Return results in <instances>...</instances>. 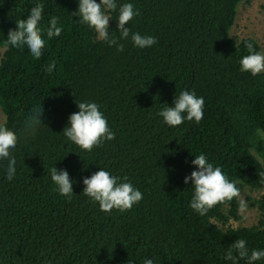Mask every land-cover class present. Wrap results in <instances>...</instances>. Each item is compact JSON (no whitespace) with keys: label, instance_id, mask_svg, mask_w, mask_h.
Instances as JSON below:
<instances>
[{"label":"trees","instance_id":"trees-1","mask_svg":"<svg viewBox=\"0 0 264 264\" xmlns=\"http://www.w3.org/2000/svg\"><path fill=\"white\" fill-rule=\"evenodd\" d=\"M242 1L117 0L139 10L126 25L131 32L157 40L144 49L124 40L118 52L71 15L79 0H0V124L18 136L13 180L6 179L7 160L0 161V264H232L224 255L239 238L250 251L264 250V141L255 135L264 130V73L240 70L245 44L262 47L250 36H229ZM36 4L44 5L42 29L52 16L63 29L52 40L44 33L40 59L27 46L5 48L9 30ZM107 14L110 34L119 37L118 10ZM53 60L56 71L46 73ZM182 90L203 97L204 116L170 127L158 113ZM83 101L97 103L115 133L91 152L63 133ZM37 108L42 122L34 138L25 137V120ZM201 153L240 192L263 190L249 201L256 223H215L240 218L238 198L205 216L191 209L194 189L184 178ZM53 166L68 171L71 199L54 191ZM101 168L143 199L129 211H101L83 193V179Z\"/></svg>","mask_w":264,"mask_h":264},{"label":"clouds","instance_id":"clouds-1","mask_svg":"<svg viewBox=\"0 0 264 264\" xmlns=\"http://www.w3.org/2000/svg\"><path fill=\"white\" fill-rule=\"evenodd\" d=\"M44 5L36 4L31 7L26 19L16 21V28L9 30L5 42V48L12 46L23 49L27 46L30 55L34 59L43 56L46 45L44 33L47 40L61 35L63 29L59 25V18L52 16L46 29L40 27L43 19ZM117 28L119 37L110 34L109 21L111 16L107 13L117 11ZM139 10L134 8L132 3L117 4V0H79L78 9L71 15L78 16V23L87 25L96 33V39L107 43L110 47H115L118 52L124 50L121 41L131 40L135 47L144 49L150 48L157 43L155 37L141 35L138 32H131L126 26L138 16ZM230 36V35H229ZM248 55L240 60V70L249 72L253 77L264 73V53L254 49V45L249 42L245 44ZM44 71L53 73L56 71V61L47 64ZM204 99L197 97L194 91L182 90L173 101V105L168 104L161 108L158 115L163 118V122L170 127H178L187 121H195L197 124L204 116ZM78 111L73 112L68 118L69 126L63 129V133L72 143L80 149L91 152L93 148L102 146L105 140L115 139V133L111 131L108 122L100 111V107L95 102L83 101L78 103ZM42 111L33 109L24 123L22 134L35 137L38 127L42 122ZM255 135L264 141V130L257 128ZM18 143L17 133L9 129L6 125L0 124V161L7 160L6 179L11 181L16 176V159L11 150L15 149ZM196 166L189 176H185L184 182H192L194 192L190 201V207L200 216H205L217 204H224L240 197V189L234 181H230L222 172L221 167L214 166L209 162L203 153L196 155L191 161ZM51 181L55 185L54 191H58L61 196L71 199L73 195V182L67 170H58L56 166L49 169ZM124 181L127 178H123ZM121 178L110 175L103 168L94 172L90 177L83 179V193L93 202H98L100 210L111 213L113 209L125 212L132 209L143 199L141 191L136 189L130 182H120ZM246 207L243 200L240 201V208ZM247 218V217H245ZM211 223V222H210ZM235 253V254H234ZM224 259L237 264L241 259L247 260V264L264 259V250L247 247V241L237 239L224 255ZM131 264V261H129ZM144 264H153L152 259H146Z\"/></svg>","mask_w":264,"mask_h":264},{"label":"rangeland","instance_id":"rangeland-1","mask_svg":"<svg viewBox=\"0 0 264 264\" xmlns=\"http://www.w3.org/2000/svg\"><path fill=\"white\" fill-rule=\"evenodd\" d=\"M97 2V0H96ZM98 3V2H97ZM230 36L236 40L250 36L254 38L262 47L264 53V0H243L238 7L236 19L230 30ZM2 49L0 48V56ZM5 119L4 113L0 108V123ZM263 190H251L245 187L240 192L239 202L243 200L246 207L239 208V219H228L222 225L215 221L219 227L251 225L258 219V210L249 204L250 199L257 197ZM247 217V218H245Z\"/></svg>","mask_w":264,"mask_h":264}]
</instances>
